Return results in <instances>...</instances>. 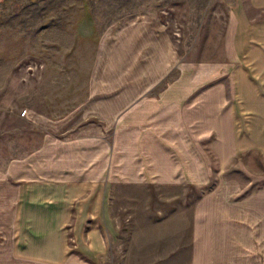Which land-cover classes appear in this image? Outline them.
I'll list each match as a JSON object with an SVG mask.
<instances>
[{"label":"crops","instance_id":"obj_1","mask_svg":"<svg viewBox=\"0 0 264 264\" xmlns=\"http://www.w3.org/2000/svg\"><path fill=\"white\" fill-rule=\"evenodd\" d=\"M225 9L216 38L169 60L157 18L131 20L116 56L145 70L128 86L59 120L25 115L33 146L0 168V264H109L106 194L176 187L203 191L176 264H264V0Z\"/></svg>","mask_w":264,"mask_h":264},{"label":"rangeland","instance_id":"obj_2","mask_svg":"<svg viewBox=\"0 0 264 264\" xmlns=\"http://www.w3.org/2000/svg\"><path fill=\"white\" fill-rule=\"evenodd\" d=\"M225 1L2 0L0 168L33 146L34 131L25 115L38 111L52 120L62 119L75 114L94 88L109 92L128 86L131 69L145 70L116 56L118 41L123 40L120 33L127 41L139 34L136 28L122 31L137 21L131 20L141 21L144 14L157 18L160 26L153 28V34L167 38L169 52L164 50L162 58L169 60L188 47L192 50L201 34V42L216 38L225 17ZM189 54L192 59L193 52ZM142 56L136 54L138 59ZM153 66L155 71L161 63L154 61ZM174 79L172 69L165 81ZM88 118L96 120L92 114ZM105 136L110 138L111 130L106 129ZM200 192L177 187L109 191L105 232L112 253L108 263L176 264L184 260L190 241L191 202Z\"/></svg>","mask_w":264,"mask_h":264}]
</instances>
